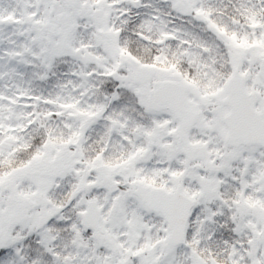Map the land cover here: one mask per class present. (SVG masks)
Masks as SVG:
<instances>
[{"label":"snow or ice","instance_id":"1","mask_svg":"<svg viewBox=\"0 0 264 264\" xmlns=\"http://www.w3.org/2000/svg\"><path fill=\"white\" fill-rule=\"evenodd\" d=\"M0 264H264V0H0Z\"/></svg>","mask_w":264,"mask_h":264}]
</instances>
